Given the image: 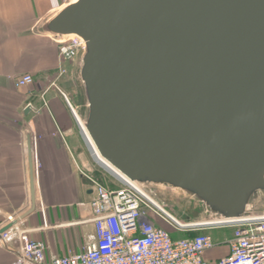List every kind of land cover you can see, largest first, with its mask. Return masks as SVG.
<instances>
[{
	"label": "water",
	"instance_id": "95a60500",
	"mask_svg": "<svg viewBox=\"0 0 264 264\" xmlns=\"http://www.w3.org/2000/svg\"><path fill=\"white\" fill-rule=\"evenodd\" d=\"M34 32L79 43L88 139L183 224L264 214V0H66Z\"/></svg>",
	"mask_w": 264,
	"mask_h": 264
},
{
	"label": "crops",
	"instance_id": "0c3cea01",
	"mask_svg": "<svg viewBox=\"0 0 264 264\" xmlns=\"http://www.w3.org/2000/svg\"><path fill=\"white\" fill-rule=\"evenodd\" d=\"M65 1L0 0V227L8 216L20 217L31 207L30 139L37 208L23 222L32 238L45 241L49 257L83 250L94 232L89 219L95 191L88 177L109 178L63 95L74 97V59L63 61L58 42L34 32ZM26 73L34 82L18 86L17 78ZM227 254L223 246L206 258Z\"/></svg>",
	"mask_w": 264,
	"mask_h": 264
},
{
	"label": "built area",
	"instance_id": "2783aa9c",
	"mask_svg": "<svg viewBox=\"0 0 264 264\" xmlns=\"http://www.w3.org/2000/svg\"><path fill=\"white\" fill-rule=\"evenodd\" d=\"M58 44L62 60L72 61L79 43L68 41ZM65 72L63 68L61 75ZM33 82L34 77L30 73L17 78L18 86ZM63 95L79 122L76 109L68 96ZM87 141L96 160L94 147L88 138ZM34 161L37 170L36 156ZM96 162L108 174L109 182L88 177L95 191L90 203L92 217L89 219L94 232L83 250L49 257L45 241L32 238V230L24 226L23 220L17 221L19 217L11 215L0 227L11 224L0 233V243L16 253L12 264H264V214L188 226L169 207L152 199L132 181L122 175H113ZM224 228L233 229L232 237L225 241L216 240L208 232ZM176 230L207 232L174 238L172 232ZM222 246L228 248L227 255L216 261L206 258L208 251Z\"/></svg>",
	"mask_w": 264,
	"mask_h": 264
},
{
	"label": "rangeland",
	"instance_id": "374dc122",
	"mask_svg": "<svg viewBox=\"0 0 264 264\" xmlns=\"http://www.w3.org/2000/svg\"><path fill=\"white\" fill-rule=\"evenodd\" d=\"M74 91H73L74 97L69 95V98H70V101L72 102V104L76 105L80 101H79V96L77 94V91L76 90H74ZM101 176H102V174H101ZM108 179L109 178H107L106 181L109 182ZM169 208L172 212H174V213L176 212L175 208L173 209V208H171V206H169ZM203 232H207V231L206 230H196V231H177L176 230V231L172 232V235L175 238H182V237H187V236H191V235L199 234V233H203ZM208 232L210 234H212L216 240L225 241V240L229 239L230 237H232L233 229H231V228L214 229V230H210ZM83 235H84V233H83ZM61 250H63V249H61ZM221 252H222L221 249L220 250H214L213 252H211V255H218V254H221ZM16 256H17L16 253L11 251L9 249V246H5V245L0 243V264H12L13 261L15 260Z\"/></svg>",
	"mask_w": 264,
	"mask_h": 264
},
{
	"label": "bare ground",
	"instance_id": "6f19581e",
	"mask_svg": "<svg viewBox=\"0 0 264 264\" xmlns=\"http://www.w3.org/2000/svg\"><path fill=\"white\" fill-rule=\"evenodd\" d=\"M72 1H76V0H72ZM84 129V128H83ZM85 136L87 137V132L86 130L84 129L83 130ZM88 138V137H87ZM90 143L93 145L92 141L89 139ZM89 143V142H88ZM94 147V150H95V157H96V160L101 164L103 165L109 172H111L113 175H116V176H120L122 174H120L110 163H108L104 158L101 157V155L99 154L98 150L95 148V146L93 145ZM123 176V175H122Z\"/></svg>",
	"mask_w": 264,
	"mask_h": 264
},
{
	"label": "trees",
	"instance_id": "16d2710c",
	"mask_svg": "<svg viewBox=\"0 0 264 264\" xmlns=\"http://www.w3.org/2000/svg\"><path fill=\"white\" fill-rule=\"evenodd\" d=\"M100 181H102L101 180V178H98ZM170 209V208H169ZM196 234H194V235H191V236H187V237H193V236H195ZM175 238V237H174Z\"/></svg>",
	"mask_w": 264,
	"mask_h": 264
}]
</instances>
